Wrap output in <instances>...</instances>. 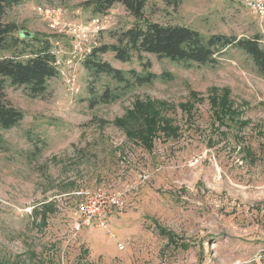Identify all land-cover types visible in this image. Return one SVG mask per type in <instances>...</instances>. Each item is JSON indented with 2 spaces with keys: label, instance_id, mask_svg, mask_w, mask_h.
Returning <instances> with one entry per match:
<instances>
[{
  "label": "rangeland",
  "instance_id": "rangeland-1",
  "mask_svg": "<svg viewBox=\"0 0 264 264\" xmlns=\"http://www.w3.org/2000/svg\"><path fill=\"white\" fill-rule=\"evenodd\" d=\"M84 1L6 6L1 20L16 24L19 42L0 55L24 59L43 40L51 49L56 39L69 45L39 7L60 9L69 21L104 17L99 45L116 43L136 22L119 2L96 13ZM143 12L205 37L258 36L264 47V19L241 0H182L177 8L146 0ZM101 57L173 78L125 91L82 63L76 94L59 76L36 96L6 82L7 99L24 116L2 130L0 264H264V79L252 59L235 46L213 65L148 52L125 62L112 51ZM105 89L121 95L90 105ZM94 187L118 192L122 205L105 228L76 232L77 192Z\"/></svg>",
  "mask_w": 264,
  "mask_h": 264
},
{
  "label": "trees",
  "instance_id": "trees-1",
  "mask_svg": "<svg viewBox=\"0 0 264 264\" xmlns=\"http://www.w3.org/2000/svg\"><path fill=\"white\" fill-rule=\"evenodd\" d=\"M19 1L21 0H0V51L8 49L12 42H15V45L19 42L16 36H13L16 24L1 20L4 8ZM163 1L173 8H177L182 2ZM116 2L123 4L136 22L116 34V43L101 44L91 50L83 62V67L90 75L105 73L127 91L137 84H149L155 79H172L173 75L168 72L155 74L146 69L142 73L134 69L122 70L102 59V53L112 51L114 57L123 62L130 61L133 55L141 58L142 52H148L185 65H213L217 62V53L229 46H235L252 59L257 72L264 79V47L260 45L258 36L237 37L212 33L205 37L198 30L186 25L149 21L143 12L146 0H85L82 5L91 7L92 12L99 13L106 11ZM19 55L18 52L0 55V144L3 141L2 130L15 126L24 116V113L7 99L6 82L24 86L29 95L36 96L46 91L49 78L58 75L56 57L48 40L41 41L26 58L20 59ZM120 95L105 89L90 105L106 103L119 98Z\"/></svg>",
  "mask_w": 264,
  "mask_h": 264
},
{
  "label": "built area",
  "instance_id": "built-area-1",
  "mask_svg": "<svg viewBox=\"0 0 264 264\" xmlns=\"http://www.w3.org/2000/svg\"><path fill=\"white\" fill-rule=\"evenodd\" d=\"M259 20L264 19V0H241ZM43 20L57 26V33L69 37V45L65 46L59 39L54 41L52 52L56 57L58 75L67 91L76 94L77 67L80 66L91 50L100 44V34L106 25V19L99 15H92L87 21L77 22L66 20L60 9L38 8ZM68 47V48H67ZM80 199L75 203L73 230L79 231L83 227L95 226L105 228L108 218L113 211L122 205L120 194L101 187L80 189L77 192Z\"/></svg>",
  "mask_w": 264,
  "mask_h": 264
}]
</instances>
